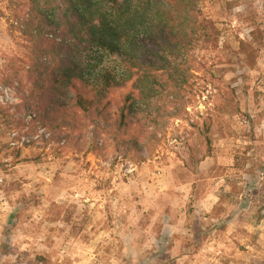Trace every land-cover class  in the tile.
Returning <instances> with one entry per match:
<instances>
[{
  "label": "rangeland",
  "instance_id": "rangeland-1",
  "mask_svg": "<svg viewBox=\"0 0 264 264\" xmlns=\"http://www.w3.org/2000/svg\"><path fill=\"white\" fill-rule=\"evenodd\" d=\"M32 1L0 0V239L23 198L37 202L20 212L3 264H264V38L254 67L239 51L255 29L264 36V0H200L220 48L206 52L183 107L149 128L158 141L128 150L105 121L59 140L30 130Z\"/></svg>",
  "mask_w": 264,
  "mask_h": 264
},
{
  "label": "trees",
  "instance_id": "trees-1",
  "mask_svg": "<svg viewBox=\"0 0 264 264\" xmlns=\"http://www.w3.org/2000/svg\"><path fill=\"white\" fill-rule=\"evenodd\" d=\"M32 4L23 22L30 42L26 102L35 114L30 130L39 124L54 139L60 134L80 135L89 123L105 121L117 149L139 148L140 138L158 141L157 131L149 128L158 130L166 111L183 107L191 77L206 67V52L220 48L221 30L204 15L200 0H33ZM251 36V41L240 39L239 51L244 64L254 67L258 50L252 44L264 36L260 29ZM200 51L203 57L196 56ZM20 70L15 69L14 77ZM122 89L127 92L113 97ZM231 92L235 95L234 89ZM207 143L211 144L210 138ZM210 152L209 145L206 155ZM36 204L24 197L4 227L0 264L12 247L20 212ZM169 235L167 230L164 239Z\"/></svg>",
  "mask_w": 264,
  "mask_h": 264
},
{
  "label": "built area",
  "instance_id": "built-area-1",
  "mask_svg": "<svg viewBox=\"0 0 264 264\" xmlns=\"http://www.w3.org/2000/svg\"><path fill=\"white\" fill-rule=\"evenodd\" d=\"M2 91H4V94H6V96L8 97L9 93L6 89H2ZM26 142H30V140H27L25 137H23V143ZM134 169L132 167H130V169L128 170L129 172H132Z\"/></svg>",
  "mask_w": 264,
  "mask_h": 264
},
{
  "label": "crops",
  "instance_id": "crops-1",
  "mask_svg": "<svg viewBox=\"0 0 264 264\" xmlns=\"http://www.w3.org/2000/svg\"><path fill=\"white\" fill-rule=\"evenodd\" d=\"M187 229H188V227H187Z\"/></svg>",
  "mask_w": 264,
  "mask_h": 264
}]
</instances>
